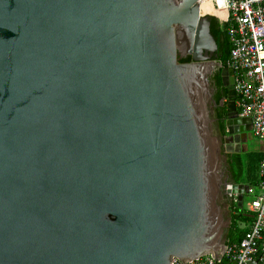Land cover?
I'll return each instance as SVG.
<instances>
[{"label": "water", "instance_id": "1", "mask_svg": "<svg viewBox=\"0 0 264 264\" xmlns=\"http://www.w3.org/2000/svg\"><path fill=\"white\" fill-rule=\"evenodd\" d=\"M201 1L0 0V264L222 260L251 119Z\"/></svg>", "mask_w": 264, "mask_h": 264}, {"label": "built area", "instance_id": "2", "mask_svg": "<svg viewBox=\"0 0 264 264\" xmlns=\"http://www.w3.org/2000/svg\"><path fill=\"white\" fill-rule=\"evenodd\" d=\"M203 2L208 5L207 13L216 14L226 24L231 43L227 65L234 70L239 116L251 119L253 136L264 142V0H202L201 5ZM258 177L259 191L247 207L252 223L241 241L228 246L225 253L231 264L264 262V159L259 162ZM220 263L210 256L188 263L174 260V264Z\"/></svg>", "mask_w": 264, "mask_h": 264}, {"label": "trees", "instance_id": "3", "mask_svg": "<svg viewBox=\"0 0 264 264\" xmlns=\"http://www.w3.org/2000/svg\"><path fill=\"white\" fill-rule=\"evenodd\" d=\"M211 24H210V32L214 37L218 52L221 54L218 58V62L222 64H227L230 58L231 51V43L226 31V24L221 23L218 16L216 14H210ZM190 59H180V62L186 63L189 62ZM217 86L220 87V82L218 81ZM227 90L222 89L213 96V99L216 101L217 105L213 109V118L215 120V130L217 133L224 137L226 133V103L224 105H220L222 99L227 97ZM254 161L250 168L252 170L257 168L258 173V165L259 162L264 159V156L260 154H256L254 157ZM244 157L242 153H231L227 154V169L229 173V180L232 183L239 184L244 177L246 171L249 170L245 166ZM231 201V200H230ZM230 215H231V225L228 232V246L237 244L241 241V239L245 236V233L248 231L251 223L252 217L248 214L242 205L241 208L238 207V203L235 202L230 203ZM244 225V226H242ZM220 264H231L226 256H224L221 260Z\"/></svg>", "mask_w": 264, "mask_h": 264}, {"label": "crops", "instance_id": "4", "mask_svg": "<svg viewBox=\"0 0 264 264\" xmlns=\"http://www.w3.org/2000/svg\"><path fill=\"white\" fill-rule=\"evenodd\" d=\"M247 127H248V132H247L248 137L251 136L253 138L254 136H253L252 131H251V125L248 124ZM258 142L260 143V145H257V148H255V149H254V147L250 148L249 145L247 143H244V142L241 145V148L243 149L242 154H243L244 161H245L244 163H245V166L247 168H249V170L245 172L244 177L240 183L244 185L245 193H247V191L249 190V186L254 187L255 188L254 195H256L259 191V177H258V173H257V168L252 170L250 168V166L252 165V163L255 159L254 157L256 154H260V155L264 156V142L262 140H259V139H258ZM244 180L247 182H245ZM243 198H244V195H243ZM233 199H234L233 202H235L237 204L236 197H233ZM242 205H243V202H242ZM246 211H247V209H246ZM242 226H244V225H242ZM256 262H257V264H264V262H258V261H256Z\"/></svg>", "mask_w": 264, "mask_h": 264}, {"label": "flooded vegetation", "instance_id": "5", "mask_svg": "<svg viewBox=\"0 0 264 264\" xmlns=\"http://www.w3.org/2000/svg\"><path fill=\"white\" fill-rule=\"evenodd\" d=\"M206 15L208 16L209 22L211 24L210 13H207ZM202 56H209L211 61L214 60V61H217L218 62V58H219V56H221V54L218 52V49H217L214 53H210V52L203 51ZM181 59H190L189 62L192 61V58L189 55L188 56H185V57H182ZM218 81L220 82V87L217 86ZM210 83H211V87L213 88V96L216 95L219 92V90H222V89H226L227 92H228V87L227 86H224L223 83H222V79H221V75H220V70L217 69V70H215L213 72V74L210 77ZM223 100L225 101L224 103H227V97L224 98ZM238 113H239V110H238ZM215 133L218 136H220L217 133V131ZM225 136H227V134ZM220 154H221V158H222V160H223V162H224V164H225V166L227 168V154L228 153L225 150L223 144H221V146H220ZM221 201H222L223 204L230 203V200H229V198H228L227 195H224V197L222 198Z\"/></svg>", "mask_w": 264, "mask_h": 264}, {"label": "rangeland", "instance_id": "6", "mask_svg": "<svg viewBox=\"0 0 264 264\" xmlns=\"http://www.w3.org/2000/svg\"><path fill=\"white\" fill-rule=\"evenodd\" d=\"M208 12L207 8L203 9V13L206 14ZM213 14V13H212ZM248 136V135H247ZM246 143L249 145L250 148H257V145H260V143L258 142V139L256 137H251L249 136L247 138ZM247 165V164H246ZM245 181V180H244ZM247 182V181H245ZM254 193H255V188L249 186V190L247 191V193L244 194V198H243V207L244 210L247 209L248 204L252 201V199L254 198Z\"/></svg>", "mask_w": 264, "mask_h": 264}, {"label": "bare ground", "instance_id": "7", "mask_svg": "<svg viewBox=\"0 0 264 264\" xmlns=\"http://www.w3.org/2000/svg\"><path fill=\"white\" fill-rule=\"evenodd\" d=\"M201 8H202V9H205V8L208 9V5H207V3H204V2H203V4L201 5Z\"/></svg>", "mask_w": 264, "mask_h": 264}]
</instances>
